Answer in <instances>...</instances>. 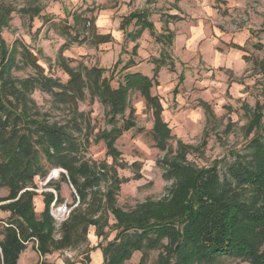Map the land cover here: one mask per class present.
<instances>
[{"label": "rangeland", "instance_id": "374dc122", "mask_svg": "<svg viewBox=\"0 0 264 264\" xmlns=\"http://www.w3.org/2000/svg\"><path fill=\"white\" fill-rule=\"evenodd\" d=\"M148 1L0 0V6L14 9L10 26L3 32L7 44L10 47L16 41L24 44L37 57L39 65L45 69V75L66 84L69 77L62 70L61 60L64 59L65 64L72 68L105 69L103 78L111 79L113 89L119 87L128 73L138 72L153 77V62L160 59L164 51L163 46L148 31L135 42L127 38L124 30L127 18L137 11L149 9L150 21L156 25L158 33L164 30L168 15L182 18L169 26L175 38L179 37L181 50L177 52L176 47L175 51L174 39L173 48L164 57L167 66L161 69L158 86L152 89V94L161 99L163 119L172 130V140L167 143L165 151L157 146L152 135L153 111L147 107L140 92L133 91L129 101L135 111L136 127L122 135L115 146L123 165L122 168L118 167L117 175L127 181L121 185L117 195V208L130 213L149 203L152 215L153 209L164 214L165 208L161 205H168L177 198L173 194L177 180L168 179L171 172L166 161L178 159L198 169L209 168L219 162L223 179L234 162L232 154L244 149L256 136V131L248 133L252 112L257 106L262 107L264 116V0H152L151 4ZM36 9H42V14L32 19L29 14H33ZM24 10L32 13H25ZM77 15L86 17L90 22L94 20L96 29L75 26L81 35L73 29L63 30L67 25L62 22H69L73 26L77 23L73 17ZM44 19L49 21L44 23ZM134 23L126 29L127 34L137 30ZM93 31L102 36H111V42L95 45ZM230 44L245 48L236 52L229 48ZM136 46L137 49H134ZM130 61L135 62V65L124 70ZM170 64L174 66L173 70ZM32 74L29 67L14 72L15 77L19 78ZM32 97L41 115L45 114L51 123L65 127L78 140L80 158L113 165L105 143L97 141L100 133L112 128L108 124L109 108L98 98H92L86 91L85 100L79 102L76 110L70 104L58 102L59 106L54 105L51 96L46 93L36 91ZM203 103L210 106L211 112L202 106ZM128 115L129 111L124 119ZM122 119L118 121L119 126L123 124ZM75 122L81 127L75 126ZM179 142L192 149L181 153ZM60 173L65 171L53 169L47 180L35 179L38 194L34 198V206L37 218H41L45 209L42 194L51 192L56 197L51 206L56 241L62 238L63 224L80 202L76 190L68 183H61L60 193L45 187L51 179L58 181ZM7 194L6 190H0V198ZM7 203L0 202V207ZM60 210L67 215L62 223L55 216ZM10 215L0 210V235L8 227ZM116 223L110 215L109 226L104 230L105 236L98 237L96 227L90 226L87 236L81 234L78 246L55 250L45 257L41 256L34 243H30L23 252L26 264H31V260L34 264L41 258L43 260L39 264L43 261L52 264L46 260L47 257L88 260L90 252L94 250L90 247V238H98L102 249L115 239ZM161 252L151 251L143 264H157ZM141 258L142 253L136 252L129 262L141 264ZM252 263L224 258L217 264Z\"/></svg>", "mask_w": 264, "mask_h": 264}, {"label": "trees", "instance_id": "16d2710c", "mask_svg": "<svg viewBox=\"0 0 264 264\" xmlns=\"http://www.w3.org/2000/svg\"><path fill=\"white\" fill-rule=\"evenodd\" d=\"M151 3L152 0H149L148 4ZM13 12L14 9L0 6V190L8 192L6 197L0 198V202H9L0 210L11 214L8 227L1 234L0 263L18 264L30 243H34L43 257L55 250L76 247L80 244L81 234L87 236L90 226L96 227L98 237L105 236L104 230L109 226L111 215L117 222V235L111 243L102 247L104 264H125L136 252L142 253L143 264L154 250H162L157 264H217L224 258L264 264L262 107L257 106L252 112L248 134L256 131V136L244 149L232 154L234 162L223 179L219 162L212 167L198 169L178 159L166 161L171 172L168 179L177 180V188L173 190L176 200L161 205L165 208L164 214L153 209L151 215L149 203L141 205L136 211L123 212L117 208V195L121 185L127 181L117 175L118 167L122 168L123 165L115 146L122 135L136 127L135 111L129 101L131 92H140L147 107L153 111L152 135L157 146L165 151L173 137L171 128L163 119L161 99L152 94L153 87L158 86L161 68L167 66L164 57L172 49L173 33L167 27L164 31L166 34L158 33L155 24L150 21L149 9L137 11L125 21L126 37L135 42L148 30L164 48L161 58L153 62L152 78L138 72L128 73L119 87L113 89L111 79L103 78L105 69L72 68L63 59L62 70L69 77L68 82L63 84L45 75V69L39 65L37 57L20 41L11 47L7 44L3 32L10 26ZM23 12L32 13L28 10ZM41 14L42 9H36L29 15L35 19ZM44 20V23L49 21ZM73 20L77 22L73 26L63 21L67 25L63 30L68 28L80 33L75 27L77 25L96 29L92 18L90 22L86 17L77 15ZM181 20L176 15H168L164 24ZM133 23L137 30L127 34L126 29ZM92 38L95 45L112 40L111 36H102L95 31ZM233 47L244 49L237 45ZM132 65L135 62L130 61L124 70ZM24 67L32 69L33 74L26 78L15 77L14 72ZM170 69H174L171 64ZM36 91L51 96L56 106L58 102L70 104L76 110L88 91L92 98H98L109 108L108 124L112 128L100 133L97 141L105 143L113 165L80 158L78 140L65 127L51 123L45 114L41 115L32 97ZM202 106L211 112L209 105L203 103ZM128 111V118L124 119ZM121 118L123 124L119 126ZM75 126L81 127L77 122ZM178 145L181 153L192 149L182 142ZM53 169H62L65 173H60L58 181L51 179L45 187L60 193L61 183L65 182L80 197V202L63 224L59 241L54 239V219L51 215V206L56 199L54 193L42 194L45 209L41 218H37L34 206V198L38 194L35 179L47 180ZM78 262L65 259L66 264ZM41 264L49 263L43 261Z\"/></svg>", "mask_w": 264, "mask_h": 264}, {"label": "crops", "instance_id": "0c3cea01", "mask_svg": "<svg viewBox=\"0 0 264 264\" xmlns=\"http://www.w3.org/2000/svg\"><path fill=\"white\" fill-rule=\"evenodd\" d=\"M162 18V17H161ZM174 23V22H173ZM171 24V23H170ZM170 24L169 25H164L165 27H167L168 29H169V31H171V33H173L172 32V30L170 29ZM155 27H156V25H155ZM165 27H164V30L162 31V32H159L160 34H162V33H165L164 31H165ZM146 31H148V30H145L144 32H143V34L146 32ZM157 31V30H156ZM149 32V31H148ZM142 34V35H143ZM149 34H150V32H149ZM166 34V33H165ZM151 35V34H150ZM173 35H174V33H173ZM151 37H153L152 35H151ZM154 39H155V41L157 42V40H156V38L155 37H153ZM174 39H176L175 40V51H176V47H177V52H180V46L182 45V43L180 44V40H179V37L178 36H176V38H175V35H174ZM185 40V39H184ZM158 43V42H157ZM158 44H160V43H158ZM162 45V44H161ZM173 45H174V41H173ZM235 45H237V44H230L229 45V48H231V49H233V50H235L236 52L237 51H243V50H239V49H237V48H234L233 46H235ZM163 46V45H162ZM237 46H240V45H237ZM240 47H242V46H240ZM172 48H173V46H172ZM243 48H245V47H243ZM162 54V53H161ZM162 69V68H161ZM154 70V69H153ZM161 71V70H160ZM152 78V77H151ZM3 239V236L2 235H0V240H2ZM90 242H91V245H90V247H92V248H94V250L93 251H91L90 252V255H89V259L88 260H85V259H83V258H81L80 259V261L78 262V263H76V264H104V255H103V252H102V249H100V248H98V245H99V239L98 238H95V237H92V238H90ZM25 253V252H24ZM24 253L20 256V259H19V262H18V264H26V257H24L25 255H24ZM24 258V263L22 262V259ZM50 258V257H49ZM43 260V258H41V260H36L35 262H34V264H39V262H41ZM46 260L48 261V262H50V263H52V264H66L65 263V259L64 258H51V259H48V257L46 258ZM30 263L31 264H33V260H31L30 261ZM126 264H133L132 263V261H128Z\"/></svg>", "mask_w": 264, "mask_h": 264}, {"label": "built area", "instance_id": "2783aa9c", "mask_svg": "<svg viewBox=\"0 0 264 264\" xmlns=\"http://www.w3.org/2000/svg\"><path fill=\"white\" fill-rule=\"evenodd\" d=\"M55 216H56V219H57V221L59 223L64 222L66 220V218H67L66 213L64 211H62V210L57 211L56 214H55Z\"/></svg>", "mask_w": 264, "mask_h": 264}]
</instances>
